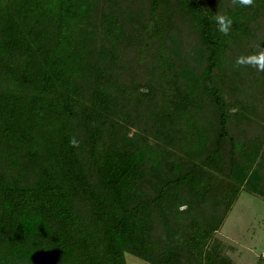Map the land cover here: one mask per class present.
Returning <instances> with one entry per match:
<instances>
[{
  "label": "trees",
  "instance_id": "obj_1",
  "mask_svg": "<svg viewBox=\"0 0 264 264\" xmlns=\"http://www.w3.org/2000/svg\"><path fill=\"white\" fill-rule=\"evenodd\" d=\"M258 45L264 0H0V264H234L218 230L264 199V72L234 66Z\"/></svg>",
  "mask_w": 264,
  "mask_h": 264
},
{
  "label": "rangeland",
  "instance_id": "obj_2",
  "mask_svg": "<svg viewBox=\"0 0 264 264\" xmlns=\"http://www.w3.org/2000/svg\"><path fill=\"white\" fill-rule=\"evenodd\" d=\"M217 235L230 249L225 250L234 264H257L264 255V199L241 191ZM126 264H148L126 253Z\"/></svg>",
  "mask_w": 264,
  "mask_h": 264
},
{
  "label": "clouds",
  "instance_id": "obj_3",
  "mask_svg": "<svg viewBox=\"0 0 264 264\" xmlns=\"http://www.w3.org/2000/svg\"><path fill=\"white\" fill-rule=\"evenodd\" d=\"M231 4L233 6L250 8L254 6L255 0H231ZM213 19L217 25L218 31L222 33L223 35L228 36L232 30V26L234 23L233 19L230 16L220 13V12H216ZM257 47H258V51L255 53L248 54V55L242 54V55L237 56L235 59L234 66L235 67H252V68H255L259 72H264V48H261L260 45H258ZM236 111H238L236 107L229 109V112L231 114H235ZM69 142L73 147H76L79 144V141L76 139L75 136H73ZM185 209H186V205L181 206L180 210L183 211Z\"/></svg>",
  "mask_w": 264,
  "mask_h": 264
}]
</instances>
